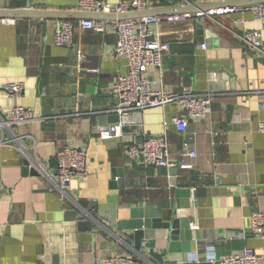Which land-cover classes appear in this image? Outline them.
<instances>
[{"label":"crops","instance_id":"obj_1","mask_svg":"<svg viewBox=\"0 0 264 264\" xmlns=\"http://www.w3.org/2000/svg\"><path fill=\"white\" fill-rule=\"evenodd\" d=\"M80 1L0 0V11L83 12ZM229 1L146 0L142 12L164 15L191 3ZM58 21H0V115L23 106L42 119L11 127L21 147H0V264H102L113 253L150 264H216L244 249L264 256V239L250 227L251 216L264 211V134L258 131L264 22L243 13L150 26L169 51L161 72L148 67L146 76L167 92L186 87L212 99L208 116L189 117L190 142L186 132L169 127L171 158L180 161L186 150L196 156L185 159L191 169H168L127 162L124 148L163 134L164 123L182 111L169 105L131 112L120 138L100 140L95 129L115 123L112 86L128 72V62L114 56L111 31L77 29L71 47L54 45ZM250 31L260 33L261 51L241 41ZM12 82L23 84L18 98L1 88ZM2 137L9 134L0 130ZM64 145L86 152L89 175L72 180L62 194L54 156ZM26 156L40 171L28 169ZM77 218L91 227L79 226Z\"/></svg>","mask_w":264,"mask_h":264},{"label":"built area","instance_id":"obj_2","mask_svg":"<svg viewBox=\"0 0 264 264\" xmlns=\"http://www.w3.org/2000/svg\"><path fill=\"white\" fill-rule=\"evenodd\" d=\"M210 2L211 0H207ZM80 8L83 12L109 15H122L146 10V0H127L117 4H105L96 0H81ZM250 13L255 20L264 22V2L244 5L226 6L205 13H173L164 15L146 16L141 18L94 20L81 19L59 20L53 34V43L59 47L69 48L73 44L76 30H91L104 35L107 31L117 36L113 54L125 59L129 70L124 75L115 78L112 92L116 95L118 105L115 113L119 116L118 122L106 126H97L96 134L100 140L118 139L122 136L123 128L130 125L127 116L131 112H138L148 108L173 105L178 107L182 114L171 117L164 123V133L143 138L139 142H132L125 146L124 156L127 162L139 161L147 166L165 167L168 169H191L192 165L185 162L186 158H194L195 151L186 150L180 153V161L171 158L167 132L174 126L176 132L185 133L189 117L204 118L210 114L211 97L208 94L193 92L190 88H182L180 92H167L161 86V81L148 78V67H154L159 72L162 68L163 56L169 51V45L153 35L152 25L176 24L186 20L202 17L224 16L230 14L242 15ZM3 23L14 24L16 19L0 18ZM242 20L239 19V22ZM241 41L256 50L262 49L260 33L258 31L245 32L240 36ZM205 49V45H202ZM89 72L97 73V69ZM2 90L12 98H18L23 93L21 82L7 83L1 86ZM263 99L264 92H259ZM42 120L37 118L33 111L23 106H15L6 116L0 115V130L9 134L8 139H0V147H21L19 138L10 133L13 126L25 125ZM258 131L264 134V120L258 124ZM29 170H38V164L26 156ZM58 187L62 194L74 179H86L89 170L86 163V152L80 148L64 145L54 156ZM191 228L195 229L193 224ZM251 233L264 239V211L255 212L250 218ZM216 264H264V256L257 255L251 249H244L240 253L230 254L215 261ZM102 264H150L142 256L134 254L113 253L106 257Z\"/></svg>","mask_w":264,"mask_h":264},{"label":"water","instance_id":"obj_3","mask_svg":"<svg viewBox=\"0 0 264 264\" xmlns=\"http://www.w3.org/2000/svg\"><path fill=\"white\" fill-rule=\"evenodd\" d=\"M264 2V0H232L229 2L224 3H191L184 6L176 7V8H170L167 10V14H173V13H198V12H208L212 10H216L222 7L226 6H244V5H250V4H256ZM151 15L146 14V12H132L122 15H109V14H96V13H89V12H43V11H32L28 7L24 8L22 10H8V11H0V18H10V19H16V18H56L59 20H81V19H94V20H116V19H130V18H141L146 16H154L158 15L157 12L150 13ZM198 28H201L200 24H197ZM203 41V40H202ZM208 43V42H206ZM49 102V101H48ZM47 114H50L49 112ZM118 116L115 115L113 120L115 123L118 122ZM186 142H190V139L192 137V130L190 124L188 125L186 129ZM188 136V137H187ZM190 138V139H189ZM25 165L28 164L27 161L24 162ZM28 171V170H27ZM32 172H35L34 170H31ZM70 219H76V212H68L67 214ZM73 217V218H72ZM78 225L82 226L83 228L89 229L91 227L90 222H83L82 218H77ZM158 221V220H157ZM162 226L169 227V224L167 223H161ZM173 228H175L174 225H172ZM140 234V233H139Z\"/></svg>","mask_w":264,"mask_h":264}]
</instances>
